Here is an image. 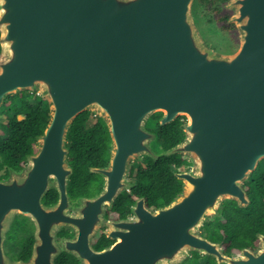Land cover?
<instances>
[{"label":"water","instance_id":"1","mask_svg":"<svg viewBox=\"0 0 264 264\" xmlns=\"http://www.w3.org/2000/svg\"><path fill=\"white\" fill-rule=\"evenodd\" d=\"M192 1L0 0V107L8 95L31 91L49 108L38 150L22 172L25 201H14L35 217L36 242L29 261L14 264H56L63 251L81 264H181L192 251L217 264H264V234L255 250L233 257L200 233L224 200L250 204L243 183L264 159V0L226 3L235 8L228 23L240 33L238 50L227 56L203 44ZM84 111L105 121L111 148L107 166L89 169L102 177L101 190L73 206L67 134ZM156 112L161 126L186 118L183 140L161 152L146 127ZM174 154L191 161L175 172L182 182L177 198L151 209L141 196L130 217L106 218L134 186L126 181L133 159ZM9 185L0 181L8 200ZM50 189L58 201L42 209L38 202ZM64 227L73 236L57 242ZM105 227L114 242L97 250L92 238Z\"/></svg>","mask_w":264,"mask_h":264},{"label":"trees","instance_id":"2","mask_svg":"<svg viewBox=\"0 0 264 264\" xmlns=\"http://www.w3.org/2000/svg\"><path fill=\"white\" fill-rule=\"evenodd\" d=\"M207 3L214 21L224 31L235 29L228 23L229 13L223 9L228 0H199ZM7 121L1 127L0 134L8 136L0 144L5 159L22 156L35 150V138L43 133L48 119L47 101L31 91H22L8 95L1 111ZM21 115L22 118L18 119ZM161 112L154 113L147 121L148 130L155 132L156 139L152 148L156 152L169 149L183 140L185 134L181 124L185 117H177L172 122L160 125ZM66 146L69 149L68 162L73 169L68 183V194L72 203L78 198L94 196L103 185L102 177L90 172V167H103L108 164L111 137L105 121L98 115L84 111L73 121L67 134ZM37 152V151H36ZM191 161L184 155L161 156L154 161L149 156L130 165L129 176L134 186L130 191L122 192L108 209L106 217L126 218L131 214V206L138 197H145L146 205L155 209L166 205L182 192V182L175 172L187 169ZM250 197V204L239 207L233 200H224L216 215L208 217L200 233L208 239L221 243L222 251L227 256L238 254L242 248L255 250L258 245L257 234H264V159H262L250 177L243 183ZM56 198L55 190L47 192V200ZM72 234V230L62 228L60 235ZM111 240L105 235L92 240L95 249H101ZM56 264H81L72 254L62 252L55 260ZM181 264H217L212 257L192 251ZM224 264V263H223Z\"/></svg>","mask_w":264,"mask_h":264},{"label":"flooded vegetation","instance_id":"3","mask_svg":"<svg viewBox=\"0 0 264 264\" xmlns=\"http://www.w3.org/2000/svg\"><path fill=\"white\" fill-rule=\"evenodd\" d=\"M6 99L4 100L2 106L0 107V114H1V108L6 104ZM5 122L7 121L3 120L2 126L3 124H5ZM7 138L8 136L4 134H0V144H2L4 140H6ZM38 147H39L38 138L36 137L35 150L33 152L28 151L26 153H23L22 156L11 155V158L9 159L4 158L0 148V181L2 182L8 181V184H10L9 185L10 190L7 191L10 196V200H8L6 196L3 194L4 188L0 190V206H2L5 209L6 203L8 202L7 207H9L6 215L1 220V228H0V238H1L0 253L2 254L3 264H7V260L14 263L27 262L29 261L33 253L34 244L36 242V231H37L36 219L34 216L30 214V212H24L20 209L19 205L18 206L14 205V201L15 199L16 200L23 199V203L25 201L26 193L22 189V186H20L22 185V183L24 184L25 182L22 172L24 171V169L27 168V166H29L30 157L32 156V154L36 153ZM104 166H107V163ZM47 192H45L44 195L40 198L38 202L39 205L37 204L41 208L53 206L58 201V192L56 190H55L56 198L54 201H52V199H50L49 201L47 200ZM77 204L72 203L73 206ZM130 216L131 214L127 217ZM106 218H113V217H106ZM113 219H120V218H113ZM41 222H46L45 216L44 219L42 217L40 218L39 226L41 225ZM64 228L72 230V228L69 227H64ZM101 235L106 236L105 228L100 229L96 234V236H101ZM72 236H73V230H72V234L69 235L58 236V232H56L57 242L58 241L60 242L61 237L70 238ZM113 242L114 241L111 240V242L106 244L105 246L110 245ZM105 246H103L101 249H103ZM101 249H97V250H101Z\"/></svg>","mask_w":264,"mask_h":264},{"label":"rangeland","instance_id":"4","mask_svg":"<svg viewBox=\"0 0 264 264\" xmlns=\"http://www.w3.org/2000/svg\"><path fill=\"white\" fill-rule=\"evenodd\" d=\"M209 8L210 7L208 6L207 3L206 4L200 3L199 0H193L191 4V11H190L191 16H192L191 19H192L193 25L195 26V28L197 29L200 35V38L203 44L205 45L207 49H211L212 52L222 54L223 56H227V55H231L235 53L240 46V33L238 29L235 27V29L231 31L222 30L220 26L214 21V18H213L214 16ZM223 8H224L223 10L229 13L230 16H232L235 13V8L232 5L227 6L225 3ZM37 94L40 95V93H37ZM2 108H1V111H2ZM21 118L22 116H18V119H21ZM3 120L5 119L1 113L0 114V130L2 127ZM144 156L145 155L139 156L137 159H133L129 164V168L132 163L141 160V158ZM129 168H128V172L126 176V181L128 183H133L131 177L129 176ZM238 256H239V253L233 255V257H238ZM7 264H14V262L7 260Z\"/></svg>","mask_w":264,"mask_h":264}]
</instances>
